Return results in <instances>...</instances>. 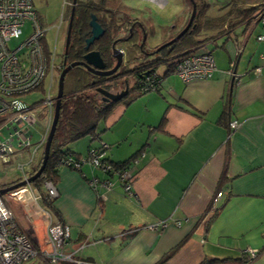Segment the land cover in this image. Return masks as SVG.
<instances>
[{
  "label": "crops",
  "instance_id": "0c3cea01",
  "mask_svg": "<svg viewBox=\"0 0 264 264\" xmlns=\"http://www.w3.org/2000/svg\"><path fill=\"white\" fill-rule=\"evenodd\" d=\"M183 1L180 16L186 6ZM206 1V15L215 17L228 11L231 0ZM35 8L45 26L44 15ZM260 35L264 25L255 20L210 40L206 47L213 53L216 70L207 80L186 82L168 73L167 65L162 73L157 69L163 76L158 90L135 93L128 104L116 102L103 126L98 124L97 137H84L66 147L80 158L105 143L106 159L120 163L135 158L132 194L117 175L89 163L80 170L61 167L57 195L51 198L53 208L40 202L50 218L42 209L27 212L28 193L21 204L10 205L21 226L43 244L50 219L69 225L71 237L64 251L92 264H235L248 258L249 248L257 250L249 264H264V40ZM41 91L45 95L46 87ZM41 103L42 99L30 103L37 106L40 137L49 122L48 108ZM232 121L239 122L235 130L229 128ZM32 149L17 161H26ZM43 151L44 146L34 167L42 161ZM94 178L109 179L113 187L94 188L90 185ZM16 180H5L0 189ZM33 187L46 194L44 185L41 190ZM219 191H224L217 203L221 209L209 221L212 215L207 210ZM164 219L167 224L159 230L147 227ZM24 264L49 263L36 256Z\"/></svg>",
  "mask_w": 264,
  "mask_h": 264
},
{
  "label": "built area",
  "instance_id": "2783aa9c",
  "mask_svg": "<svg viewBox=\"0 0 264 264\" xmlns=\"http://www.w3.org/2000/svg\"><path fill=\"white\" fill-rule=\"evenodd\" d=\"M257 17L264 25V11L259 12ZM27 22H30L29 35L19 45L12 47L10 42L22 37ZM46 36L47 29L39 19L33 0H0V159L4 163H9L16 152L33 147L29 158L17 164L21 181L27 180L32 175L36 155L45 146L55 114L56 95L53 94L51 87L55 74L61 72L64 67L62 61L59 63L56 61V44L52 50ZM259 39L264 40V35H260ZM201 49L184 57L176 67L175 73L186 82L207 80L216 70L213 53L206 46ZM262 57L264 61V55ZM261 69L262 67H258L256 70L260 72ZM47 80L48 85L41 104L48 108L49 122L40 141L34 144L32 143L33 127L36 128L38 125L35 114L37 106L26 102L22 97L40 89ZM159 82L157 74L147 76L141 81V89L155 90ZM5 125V128L10 130L8 136H2ZM230 126L235 130L239 122L232 121ZM105 149H108V145L102 143L99 148H91L87 157L77 158L67 154L58 161L57 166L59 169L70 167L80 170L84 163H89L100 168L104 173L117 175L127 193L132 194L135 161L126 169H117L113 164L105 161ZM90 185L94 188L97 185L106 189L113 187L111 180L100 181L98 178L92 179ZM44 187L47 190L46 194L34 188L31 183L0 195V264H24L36 256L49 264L58 262L92 264L76 259L74 253L64 251L71 237L69 225L50 219L46 241L38 245H35L28 231L21 226L14 210L7 202V197L25 201L23 196L28 193L30 198L25 203L27 212L31 215L35 209L36 211L42 209L50 218L48 209L40 207V202L43 195L49 198L55 197L57 189L51 181H46ZM222 194L223 191H219L213 200L214 209L218 208V199ZM102 197L106 198L105 195ZM166 224L167 220L164 219L147 227L151 230H159ZM177 224L180 225L181 222L177 221ZM246 253L248 258L235 264H249L256 257L257 250L249 248Z\"/></svg>",
  "mask_w": 264,
  "mask_h": 264
},
{
  "label": "trees",
  "instance_id": "16d2710c",
  "mask_svg": "<svg viewBox=\"0 0 264 264\" xmlns=\"http://www.w3.org/2000/svg\"><path fill=\"white\" fill-rule=\"evenodd\" d=\"M188 1L192 3L191 0ZM194 1L197 5V13L194 19L195 27H191L185 35L173 43L167 41L164 42L166 43L164 46L162 44L155 46L154 50L158 51V57L153 61L147 62L143 59L140 64L131 67L128 60L122 64L118 73L110 76L95 74L84 66H75L66 74L64 96L61 101L60 116L51 144L50 156L42 175L32 185L41 190L46 181L55 184L59 170L58 161L67 154H73L66 150V147L84 137H97L98 124L106 119L118 104L112 101H104L98 88L108 89L113 84H115V87L123 88L126 83H130V80L133 79L134 83L130 87V93L120 101L128 104L135 97V93L146 92L141 89V81L145 80L147 76H153L161 64L168 66V73H175L178 63L184 57L197 52L198 49L207 45V42L217 36L232 33L237 26L243 23L259 21L257 15L259 12L264 11V0H231L227 12L212 17L206 15V10L209 8V3L206 0ZM118 12L122 11L109 9L107 12H103L94 3L82 2L77 7L74 16L71 42L66 54L67 62L72 63L84 59V55L88 51L85 48V38L90 34L91 14L95 13L101 25L106 29V33L100 40L95 42L91 49L100 52L108 68L113 66L116 62L111 56V46L116 36L122 35L125 30L129 29L127 20L130 19L128 15L118 16ZM150 21L148 20V22ZM215 31L214 35H210V32ZM136 47L135 44L130 47L134 56L139 54ZM162 79L163 76L159 78L160 82L155 90L159 89ZM44 87H46L45 83L40 87V90H44ZM229 110L227 108L225 114H228ZM229 128H231L230 125ZM231 130L233 129L231 128ZM134 159L120 163L112 162L106 158L105 161L110 162L117 169H126L132 165ZM41 162L33 168L32 175L39 169ZM225 178L226 172L224 171L222 179ZM20 180H16L14 183H18ZM42 202L48 208H53L51 198L43 195ZM220 209L221 206L217 208L209 221H212ZM28 233L35 245H38L33 234L30 231Z\"/></svg>",
  "mask_w": 264,
  "mask_h": 264
},
{
  "label": "rangeland",
  "instance_id": "374dc122",
  "mask_svg": "<svg viewBox=\"0 0 264 264\" xmlns=\"http://www.w3.org/2000/svg\"><path fill=\"white\" fill-rule=\"evenodd\" d=\"M96 2V5H104L103 7L106 8L108 7L110 10L111 9H116V10H121L124 12L128 13V16L130 19H139L142 22H146V18L148 20L155 21L154 28L152 29V26L149 29V36L146 37L143 41L141 38L136 37V49L139 51L141 45H143L144 50L146 51V57L150 56L151 53L155 54L157 53L154 50V47L161 44V42H167L171 41L174 39L188 24L193 6L192 3L188 0H185L186 6L184 9L183 14L180 16L182 13V10L184 8V1L183 0H168L165 3H159V2H153L151 0H93ZM36 7L40 10V12L44 15L45 17V26L47 29V36L46 40L48 41L49 47L53 50V48L57 47V57L56 61L59 63L62 61V56L63 52L65 50V39H66V23L62 22L66 3L65 0H34ZM68 6H67V11L66 14L68 17L70 10H71V3L72 0H67ZM121 12H118L120 14ZM145 18V19H143ZM180 20V22L178 21ZM195 19V18H194ZM174 23H177L174 24ZM180 24V25H179ZM58 25H61L59 28V35L58 38L56 39V35L58 32ZM175 25V26H174ZM170 27L169 29H167ZM192 28L195 27L194 20L192 23ZM152 30V31H151ZM129 29L125 30L123 34H128ZM30 33V22H27L24 28V33L22 37L18 39H14L13 41L10 42V45L12 47H15L19 45L21 41H23ZM166 34V35H165ZM186 34V33H185ZM184 34V35H185ZM183 36V35H182ZM180 36L179 38H181ZM141 41V42H140ZM139 43V44H138ZM208 43V42H207ZM140 45V46H138ZM207 46V45H205ZM119 47L124 48L126 50L125 45L123 43L119 44ZM203 48V47H202ZM201 49V48H200ZM198 49V51H201ZM197 51V52H198ZM130 52H132V49H130ZM130 52L128 54H130ZM149 53V54H148ZM143 55L141 54H136L135 56L133 55V52L130 54V56L125 57L123 60L126 62V60H129L130 66H136L140 64V57ZM145 58V60H147ZM148 61H153V60H147ZM166 69V64H161L158 68V72L162 73ZM61 72H57L54 77V82H53V87L51 89L53 90V94L57 95V90H58V79L60 76ZM159 78L162 75H159L156 73ZM134 80H130L129 84H133ZM44 93L41 90H34L25 96L22 97L23 100H25L28 103H33L34 101H39L44 98ZM41 107H39L40 109ZM104 120L101 121L100 123V128L103 126ZM11 126V125H10ZM6 125L4 126V130L2 133V136H8L9 131L7 128H5ZM13 128L11 127V130ZM33 132H34V138L32 139V143L40 141L41 137L40 134L38 133L39 131L37 128L33 127ZM15 145H17V141H15ZM29 149H24L21 151L16 152L13 156L12 159L9 163H4L0 159V185L5 183L8 180H16L21 176V173L17 169V164L19 161H22V157L24 154L28 152ZM23 152V153H22ZM21 159V160H20ZM19 160V161H17ZM6 180V181H5ZM219 193V192H218ZM217 195V194H216ZM224 195L223 194L220 196L222 198ZM9 200L7 201L9 205H14V203L21 204L22 200H15L12 198H8ZM215 203V202H214ZM213 204V201H212ZM214 205V204H213ZM217 210V207L214 209L212 206L209 207V210H207V214H211L213 216L214 212Z\"/></svg>",
  "mask_w": 264,
  "mask_h": 264
},
{
  "label": "water",
  "instance_id": "95a60500",
  "mask_svg": "<svg viewBox=\"0 0 264 264\" xmlns=\"http://www.w3.org/2000/svg\"><path fill=\"white\" fill-rule=\"evenodd\" d=\"M191 1L193 3V10H192V14H191V17H190V20H189L187 26L174 39L169 41V43H173L176 40H178L180 36L184 35L191 28L193 20L196 16V13H197L196 2L194 0H191ZM90 25L92 27V36L89 39H87V44H86L85 48L88 51L84 55V59L81 61H75L72 63H68L66 56L64 57V61H63L64 68L62 69L61 74H60L59 79H58V91H57V95H56L55 114H54V118L52 121V125L50 128L45 146H44L43 159L41 162V166L36 171V173L31 175L27 180L20 181L16 184L11 185V186L6 187V188H1L0 189V195H4L5 193H7L13 189H16L18 187L25 186L27 184H31L42 175V173L46 167V164L48 162L49 156H50L51 144L53 141V137H54L55 130L57 127L59 116H60V106H61L62 98L64 96L66 74L75 66H84L86 69H88L89 71H91L95 74L102 75V76H110V75H113L114 73H116L118 71V69L120 68V66L122 65L124 53L120 49H116V48L114 49L115 56L117 59V63L110 69H107V65H106L103 57L101 56V54L98 50H90L91 45L96 40L100 39V37L103 36V34L105 33V29L97 21V16L94 14L92 15ZM71 32H72V21L70 23L69 30L67 33L65 52H67L69 44H70ZM98 91L102 94L104 101H113V102H119L120 100L125 98L126 95L128 94L127 90H124L120 93H114V92H111L108 89L102 88V87L98 88Z\"/></svg>",
  "mask_w": 264,
  "mask_h": 264
},
{
  "label": "flooded vegetation",
  "instance_id": "af4514ba",
  "mask_svg": "<svg viewBox=\"0 0 264 264\" xmlns=\"http://www.w3.org/2000/svg\"><path fill=\"white\" fill-rule=\"evenodd\" d=\"M151 1H153V2H159V3H165V2H167V0H151ZM82 2H91V3H94L95 5H96V2L95 1H93V0H72V3H71V10H70V13H69V16L68 17H66L67 16V14H66V11H67V6H68V2H67V0H66V9H65V12H64V15H63V19H62V21H61V23L63 22H65L66 23V39H67V33H68V30H69V26H70V23H71V21H72V30H73V24H74V16H75V13H76V10H77V7L78 6H80L81 4H82ZM102 2H103V0H102ZM96 6H99V9H102L103 10V12L105 11V12H107V10H109V8H104L103 6L104 5H96ZM96 15L95 13H92L91 14V19H92V15ZM120 15H128V13L127 12H124V11H122L120 14H118V16H120ZM97 16V15H96ZM119 18H121V17H119ZM91 19H90V21H91ZM143 19H145V18H143ZM97 21L99 22V20H98V17H97ZM129 22V23H128ZM100 23V22H99ZM127 23H128V25H127V27L129 28V32H128V34H123V35H118V36H116L115 37V40L113 41V44H112V46H111V56L115 59V62L117 63V59H116V56H115V51H114V49L116 48V49H120L123 53H124V56H123V59L125 58V57H127V56H130V54L132 53V52H130V47L133 45V44H135L136 43V37H139V38H141V40L143 41L146 37H148L149 36V29H150V27L152 26V29L154 28V25L155 24H152V23H150V22H148V19L146 18V22H142L141 20H139V19H128L127 20ZM101 24V23H100ZM89 26H90V34L88 35V37H86L85 38V47H86V44H87V39H89L91 36H92V27H91V25H90V22H89ZM102 26V25H101ZM58 27L60 28L61 27V25H58ZM103 27V26H102ZM104 28V27H103ZM105 29V28H104ZM152 31V30H151ZM105 33H106V29H105ZM104 33V34H105ZM103 34V35H104ZM71 36H72V32H71ZM103 36H101L100 37V39L102 38ZM66 39H65V42H66ZM100 39H98V40H100ZM98 40H96L95 42H97ZM70 42H71V38H70ZM95 42L91 45V47H90V50H96V49H91L92 48V46L95 44ZM141 42V41H140ZM143 42H145V41H143ZM169 42V41H168ZM120 43H123L124 45H125V48H126V50H124V48H122V47H119V44ZM139 44V43H138ZM161 44H162V46H164L166 43H164V42H161ZM70 45V44H69ZM136 45V44H135ZM138 46H140V45H138ZM69 48V47H68ZM65 49H66V43H65ZM140 50H139V54H140V51H141V54L143 53V55L140 57V62H142V60L143 59H147V57L145 56L146 55V51L144 50V47H143V45H141V47L139 48ZM68 51V50H67ZM130 52V54H128ZM157 53H155V54H153V53H151L150 54V56L148 57V59L147 60H154V59H156L157 57H158V51H156ZM87 53V52H86ZM66 54H67V52H65V50H64V52H63V58H62V62L64 61V57L66 56ZM149 54V53H148ZM128 60H126V62H127ZM145 62V61H144ZM115 63V64H116ZM125 63V61L123 60V63L122 64H124ZM114 64V65H115ZM113 65V66H114ZM63 66H64V64H63ZM113 66H111V67H107V69H110V68H112ZM122 66V65H121ZM121 66H120V68H121ZM64 68V67H63ZM120 68L118 69V71L116 72V73H118L119 71H120ZM62 71V70H61ZM157 73V71L155 72V74ZM115 74V73H114ZM131 86H133V85H130L129 83H126V86L125 87H115V84H113V85H111V87L110 88H108V90L109 91H111V92H114V93H120V92H122V91H124V90H127L128 91V94L130 93V87ZM127 94V95H128ZM126 95V96H127ZM124 99V98H123ZM122 99V100H123ZM113 102V101H112Z\"/></svg>",
  "mask_w": 264,
  "mask_h": 264
}]
</instances>
